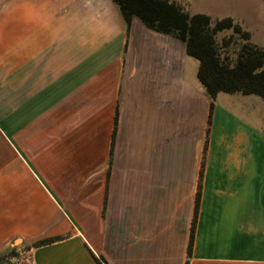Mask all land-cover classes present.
Listing matches in <instances>:
<instances>
[{
	"label": "crops",
	"instance_id": "0c3cea01",
	"mask_svg": "<svg viewBox=\"0 0 264 264\" xmlns=\"http://www.w3.org/2000/svg\"><path fill=\"white\" fill-rule=\"evenodd\" d=\"M198 67L111 0H0V264H264V101L210 114Z\"/></svg>",
	"mask_w": 264,
	"mask_h": 264
},
{
	"label": "trees",
	"instance_id": "16d2710c",
	"mask_svg": "<svg viewBox=\"0 0 264 264\" xmlns=\"http://www.w3.org/2000/svg\"><path fill=\"white\" fill-rule=\"evenodd\" d=\"M120 10L126 27L132 19L157 33L184 43L186 55L197 60V79L210 99V114L220 93L257 96L264 101V50L251 42L250 34L231 18L212 21L204 14L189 15L169 0H111ZM230 31V37L218 35ZM203 168V163H202ZM199 192L196 195L194 218L188 245L191 254L197 216ZM58 239L34 244L29 250L53 244ZM14 251L1 255L0 262L15 257ZM97 264H107L101 257ZM188 264V263H186Z\"/></svg>",
	"mask_w": 264,
	"mask_h": 264
},
{
	"label": "rangeland",
	"instance_id": "374dc122",
	"mask_svg": "<svg viewBox=\"0 0 264 264\" xmlns=\"http://www.w3.org/2000/svg\"><path fill=\"white\" fill-rule=\"evenodd\" d=\"M180 6L189 15L204 14L212 21L231 18L251 36V42L264 50V0H184ZM231 32H223L218 39L230 37ZM14 243V247L18 245ZM4 237L0 211V251L10 249ZM18 260L13 261L17 264Z\"/></svg>",
	"mask_w": 264,
	"mask_h": 264
},
{
	"label": "built area",
	"instance_id": "2783aa9c",
	"mask_svg": "<svg viewBox=\"0 0 264 264\" xmlns=\"http://www.w3.org/2000/svg\"><path fill=\"white\" fill-rule=\"evenodd\" d=\"M12 261H16V259H12Z\"/></svg>",
	"mask_w": 264,
	"mask_h": 264
}]
</instances>
